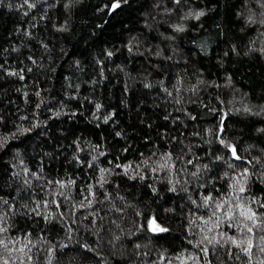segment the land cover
Listing matches in <instances>:
<instances>
[{
    "label": "snow or ice",
    "instance_id": "snow-or-ice-1",
    "mask_svg": "<svg viewBox=\"0 0 264 264\" xmlns=\"http://www.w3.org/2000/svg\"><path fill=\"white\" fill-rule=\"evenodd\" d=\"M6 2L9 8L25 9L27 6L25 15L38 6L37 0H23V3L15 5L12 0H0V5ZM79 3L80 0H53L52 3L45 2L41 7L50 9L60 5L70 15L73 7ZM128 3L129 0H110L104 8L109 13H114ZM140 7L145 9L141 14L143 27L130 33L120 49L108 48L104 55L112 57L120 53L125 60L135 59L137 56L146 58L147 75L142 81L144 88L154 89V84L148 77H157L155 85L163 89L161 98L165 101L173 98V107L180 113L175 117L165 115L162 118L170 121L173 126L180 123L185 128L191 122L205 125L201 130L193 131L191 136L207 145L203 150V160L207 162H203L199 154L187 158L190 153H194L191 143L184 144L181 141L183 146L178 152L174 151L171 144L180 137L171 135L168 128H164L161 133V138L169 144L167 150L152 151L149 155L139 152L136 159H128L123 155L131 149L130 137L124 129L114 131L115 137L125 138V144L118 151L108 147L107 140L102 145L85 138L82 133L74 134L76 138L68 147H74L75 150L66 162L73 164L75 171H65L64 175L68 179L59 174L45 177L40 191L46 192L49 198L38 199L31 177L41 179L43 166L38 172H32L20 146L33 140L37 143L47 142L51 139V122L54 118L70 119L81 109L70 107L64 99H59L54 94V87L35 89V102L28 99L29 93L25 91L23 95L25 103L31 106L30 112H21L17 108L13 116L11 112L6 113L0 109V158L8 155L15 161L10 165L13 169L11 177L22 178L24 191L22 196V188H14L9 184L8 188L15 195L0 194V264H54V261L55 264H60V256L75 242L74 233L79 232V228L73 225L82 220L88 222L85 231L91 230L96 240L95 246L84 242L79 247L86 250L85 254L92 255L96 264H109V258L101 250L104 243L101 233L106 231V216L110 220L107 230H110L111 224H116L120 229V234L114 236L115 240H120L121 236L131 238L128 239L130 251L126 245H121L120 249L110 254L113 259L117 256L125 257V264H128L133 255H148L147 251H140L142 247H147L139 243L141 235L151 233L152 240L165 242L176 238L169 235L172 229L164 220L169 213L184 226V246L180 247L178 253L173 252L172 258H167V248L161 251L158 260L164 264H264V123L250 126L254 135H250L248 139L253 142L247 144L243 150L240 145L244 140L229 137L226 126V118L230 114L245 118L264 116V103H244L240 107L225 108L209 107L199 101V106L204 109L203 115L184 106V91L197 94L202 88L218 90L221 87H232L234 83L232 73L227 70L223 85L204 68H199L195 74L190 75L185 67L173 74V69L178 67L181 60L186 65L191 63L189 55L177 47V39L189 30V21L194 20L199 27H203L199 22L212 10L209 8V0H200L198 4L193 0H141ZM235 15L243 19L242 31L254 30L262 41L257 46L256 39L249 40L251 47L248 48V54L259 52L264 56V0H242ZM163 25H167V28L162 30ZM53 26L57 32L70 30L68 18ZM216 27L222 31V25L218 24ZM27 35L32 36L33 33L28 31ZM43 46L45 49L49 47L47 44ZM197 51L203 53L205 58H209L212 52L206 41L197 46ZM230 52L240 55L237 46L229 44L222 55H216L217 63L221 66L226 63ZM29 58L36 63L35 57ZM51 59L50 56L49 60ZM165 62L167 69L164 67ZM73 63L81 66L79 59H75ZM104 63V60L97 58L100 75L103 74ZM117 67L126 69V65ZM0 71L5 76L25 79L24 68H6L4 64H0ZM27 71L31 72L32 69ZM48 71L51 74L48 79L54 84L58 79L57 69L50 66ZM186 77L196 81L188 89L184 88ZM64 79L68 80V77L65 76ZM166 81L171 82L173 87L170 88ZM79 87V83L70 80L67 84V89ZM67 89L62 87L59 93L71 99L75 92ZM124 90H128L127 85ZM45 91L49 93L47 96L42 95ZM214 98L220 105L226 104L218 92ZM84 99L94 106L90 115L97 122V126L100 122L109 124L114 121L117 115L115 109L104 112L102 110L105 106L99 100L92 96ZM187 102L196 103L191 97ZM146 126L151 127L150 124ZM181 135H184L186 141L187 135ZM140 139L152 143L150 136L144 135ZM46 155L50 157L49 163L57 159L52 153ZM188 165H192V168ZM85 170L86 174L80 177V173ZM76 177H80L79 182ZM121 180L140 184L152 196L155 208L149 207L145 212L134 200L127 201L123 196L120 199L125 200V205L116 207L107 188L114 184L119 189ZM73 190L79 194L80 200L71 195ZM3 192L4 189H0V193ZM98 205L104 207L100 208ZM110 208L119 214V223ZM82 210L89 211L85 215ZM41 224L52 228L61 225V230L66 233L64 240L67 243H55L50 239L48 228H41ZM107 243L115 247L112 240ZM150 264H157V261L153 260Z\"/></svg>",
    "mask_w": 264,
    "mask_h": 264
},
{
    "label": "trees",
    "instance_id": "trees-1",
    "mask_svg": "<svg viewBox=\"0 0 264 264\" xmlns=\"http://www.w3.org/2000/svg\"><path fill=\"white\" fill-rule=\"evenodd\" d=\"M45 2L52 3L53 0H37V8L28 11L27 15L24 14L27 6L25 9L9 8L7 2L0 5V64H4L6 68L25 69L24 80L17 76H5L3 71H0V109L6 113L11 112L13 116H15L17 108L21 112H30L31 106L25 103L23 93L27 91L28 99L35 102L37 98L34 95V90L37 88L48 89L49 87H54L56 89L54 94L69 103L70 107L81 109L70 119L66 117L54 118L51 122V139L47 142L37 143L33 140L27 145L20 146L24 153V159L32 172H38L43 166L41 179L37 180L35 176L31 177L37 198H49L46 192L40 191L45 177L50 178L59 174L62 178L68 179L69 177L64 175L65 171L69 173L75 171V166L66 162L75 150L74 147H68L76 138L74 134L82 133L85 138L102 145L107 140V146L111 147L113 151H118L125 144V138L115 137L114 131L124 129L130 137L131 149L129 153L123 155H126L128 159H136L139 152L149 155L152 151L167 150L169 144L161 138V133L164 128H168L171 135L180 137L179 140L173 141L171 144L174 151L178 152L183 146L181 141H184V144L191 143L194 153H190L187 158H191L193 154H199L200 159L203 160V150L207 145L201 143L199 139H193L191 133L201 130L205 125L201 122H191L185 128L180 123L173 126L170 121H165L162 118L165 115L175 117L180 113L173 107V98H169L167 101L161 98L163 89L155 85L157 77H148L153 82L154 89L144 88L142 81L147 75L145 72L146 58L137 56L135 59L125 60L124 55L120 53L112 57L104 55V51L108 48L120 49L121 44L130 33L143 27L141 14L145 9L140 7L141 0H129L128 4L122 5L114 13H109L108 9L104 8V5L109 4L110 0H80V3L73 7L70 15H67L60 5H55L50 9L41 7ZM193 2L198 4L200 0H193ZM241 2L242 0H209V8L212 10L199 22L203 24V27H199L198 22L194 20L189 21V30L177 39V47L189 55L191 63L186 65L181 60L178 67L173 69V74L185 67L190 75L195 74L197 69L204 68L211 76L218 78L222 85L226 70L233 75L232 87H221L218 90L202 88L197 94L188 91L182 93L184 106L199 111L202 115L204 109L199 106V101H203L209 107L225 108L240 107L244 103H264V99H262L264 98V56L259 52L248 54V48L251 47L248 43L249 40L256 39L257 46L261 45L262 41L254 30H241L244 28L243 19L235 15ZM12 3L13 5L23 3V0H12ZM65 18L69 19L70 30L57 32L53 25ZM218 24L222 25V31L216 27ZM166 28L167 25L162 26V30ZM28 31H31L33 35H27ZM192 41L197 43L193 44ZM202 41H206L212 50L209 58H205L203 53L197 51V46ZM44 44L49 46L48 49L44 48ZM229 44H235L240 55L230 52L226 63L221 66L217 63L216 55H222L228 49ZM50 56L51 60H49ZM29 57H35L36 63H33ZM97 58L105 61L102 75L98 74ZM75 59L81 61V66H76L73 63ZM41 64L43 67H39ZM118 65H126V69L121 70L117 67ZM50 66L57 69L58 79L54 84L48 79L51 75L48 71ZM164 67L167 69V62ZM29 68L32 69L31 72L27 71ZM65 76L68 77V80L64 79ZM69 80L79 83L80 87L67 89ZM166 82L170 88L173 87L171 82ZM195 82L194 78L186 77L184 88L188 89ZM125 85L128 87L127 91L124 90ZM62 87L74 91L75 95L71 99L64 97L59 93ZM217 92L225 99V105H220L219 101L214 98ZM245 93L248 95L245 96ZM48 94L47 91L42 93L43 96ZM89 96L104 104L105 107L102 111L116 110L117 115L113 122L109 124L100 122L97 126V122L90 115L94 106L90 101L84 99ZM189 97L196 103L189 104L187 102ZM77 100L79 103H76ZM9 102H11L10 105ZM259 123H264V116L245 118L230 114L226 118L227 134L232 138L243 139L244 143L240 145V149L243 150L247 144L253 142L248 139L250 135H254L250 126ZM146 124H150L151 127H147ZM61 129L64 131L61 132ZM181 133L187 135L186 141ZM144 135L150 136L152 143L140 139ZM60 145L63 147H58ZM153 145L157 147L154 148ZM83 146L81 145V147ZM46 153H52L57 159L49 163L50 157ZM203 162L207 161L203 160ZM11 163H15V161H12L8 155L0 158V189H4V192L0 194L15 195L8 188L9 184L14 188H22V178L11 177L13 171ZM188 167L192 168V165H188ZM85 174L86 170L80 173V177ZM80 177H76L78 182ZM190 187L192 186L190 185ZM201 190L203 191V189ZM107 191L112 194V202L116 207L124 206L125 200H134L145 212L149 207L155 208L152 196L147 194L140 184L121 180L119 189L113 184L107 188ZM21 195H24L23 188ZM71 195L76 200H80L76 190H73ZM121 196L125 197V200H121ZM98 207L103 208L104 205H98ZM82 211L87 215L89 210ZM110 211L117 217V223H119V214L114 209L110 208ZM129 216H131V211H129ZM105 220L106 231L101 233L104 240L101 250L109 258V264H125V257L117 256L113 259L110 254L120 249L121 245H126L130 251L131 245L128 244V239L131 238L121 236L120 240H115L114 236L120 234V229L116 227V224H111L110 230H107L110 220L107 216ZM164 220L172 229L169 235L176 238L171 242H165L152 240L151 233L141 235L139 243L147 247H142L140 251H147L148 255L140 257L133 255L128 264H150L153 260H156L157 264H164L163 261L158 260L161 251L167 248V258H172L171 254L178 253L180 247L184 246L182 241L184 226L173 219L171 213L164 217ZM40 227L48 228V232L51 234L50 239L55 243H67L64 240L66 233L61 230V225L52 228L41 224ZM73 227L79 228V232L74 233L75 242L60 256V264H96L92 255L85 254L86 250L79 247L84 242L95 246L96 236L91 230L85 231L88 222L82 220ZM109 240L113 241L115 247L107 243ZM231 264H235V262H231Z\"/></svg>",
    "mask_w": 264,
    "mask_h": 264
}]
</instances>
